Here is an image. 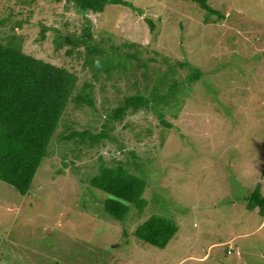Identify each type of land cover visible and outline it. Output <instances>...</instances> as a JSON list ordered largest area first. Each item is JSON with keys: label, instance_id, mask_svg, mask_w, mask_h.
<instances>
[{"label": "rangeland", "instance_id": "rangeland-1", "mask_svg": "<svg viewBox=\"0 0 264 264\" xmlns=\"http://www.w3.org/2000/svg\"><path fill=\"white\" fill-rule=\"evenodd\" d=\"M27 1L0 0V20L31 11L16 30L22 51L74 73L77 90L92 85L94 106L69 101L30 194L0 181V264H264V218L246 201L257 187L264 196V0H207L225 18L216 22L190 0H125L135 9L109 6L102 14H83L66 0ZM151 16L160 19L154 35L144 20ZM86 20L103 48L136 45L120 49L140 52V62L128 63L132 71L107 78L83 68L69 46L55 49L53 29L80 33ZM11 34L8 22L0 25L1 38ZM188 68L201 77L190 82ZM163 75L177 84L166 101L169 86L152 90ZM137 91L159 100L110 121L113 139L91 149L58 140L100 132L120 100ZM99 158L128 163L145 180L141 211L131 205L122 221L105 212L107 195L89 184ZM151 216L177 226L164 249L134 235Z\"/></svg>", "mask_w": 264, "mask_h": 264}, {"label": "trees", "instance_id": "trees-1", "mask_svg": "<svg viewBox=\"0 0 264 264\" xmlns=\"http://www.w3.org/2000/svg\"><path fill=\"white\" fill-rule=\"evenodd\" d=\"M190 1L210 15L206 22L225 19L208 4L207 0ZM66 3L83 14L88 12L102 14L109 6L135 9L125 0H66ZM20 4L29 5L30 2L20 0ZM27 13L29 15L31 11ZM16 15L22 13L9 11L0 20L1 26L8 22L12 31L7 38L0 37V181L25 196L30 194L37 170L47 155L49 144L61 123L69 101L72 100L77 107L86 105L90 108L94 106V101L91 93L92 85L83 83L81 89L77 90L78 78L74 73L22 51L23 34L17 37L16 30L28 25L30 16L14 19ZM144 20L149 32L156 34V28L160 23L159 17H145ZM48 29L43 27L41 30L43 40ZM53 30L56 50L69 46L67 53L75 52L77 57L83 58V68L89 67L97 74L104 72L107 78L119 71L129 72L131 67L128 63L132 60L138 63L141 60L140 52L137 50L132 54L120 50L122 47L131 50L136 46L135 44L111 45L109 48H103L102 41L97 43L94 40L89 20H86L80 33L63 34L57 29ZM80 48L83 50H79ZM108 49L112 51L111 54L108 53ZM178 66L188 67L185 63H180ZM173 71L169 68L170 73ZM190 72V82L201 77L196 69L191 68ZM94 77L97 78L96 74ZM158 79L152 88L154 94L161 86L167 85L169 90L164 97L165 101L175 97L176 79L173 78L168 82V78L164 75ZM145 81L147 83V76L144 78ZM157 100L159 97L156 95L149 100L139 91L124 96L118 106L112 109L100 132L72 131L68 135H60L58 140L74 141L75 144L91 149L105 139H113L110 134L113 129L109 125L110 121H122L128 113L147 108L152 101ZM164 124L170 127V124L162 121V125ZM130 155L136 159L133 152H130ZM99 159L101 164L89 180V184L107 195L103 203L105 212L114 219L122 221L131 205L137 211H141L147 205V201L142 198L146 187L145 180L130 171L128 163L117 161L107 165L101 158ZM134 161H131V164L139 169L140 164ZM262 176L264 177V170ZM246 201L249 210H254L264 218V196L259 187L247 197ZM176 232L177 226L174 222L160 216H151L135 229L134 235L144 243L164 249Z\"/></svg>", "mask_w": 264, "mask_h": 264}, {"label": "built area", "instance_id": "built-area-1", "mask_svg": "<svg viewBox=\"0 0 264 264\" xmlns=\"http://www.w3.org/2000/svg\"><path fill=\"white\" fill-rule=\"evenodd\" d=\"M230 253H231V249L228 250V254H230Z\"/></svg>", "mask_w": 264, "mask_h": 264}, {"label": "clouds", "instance_id": "clouds-1", "mask_svg": "<svg viewBox=\"0 0 264 264\" xmlns=\"http://www.w3.org/2000/svg\"><path fill=\"white\" fill-rule=\"evenodd\" d=\"M227 252H228V251H227ZM231 254H232V251H231ZM236 254H237V255H239V253H238V252H236Z\"/></svg>", "mask_w": 264, "mask_h": 264}]
</instances>
